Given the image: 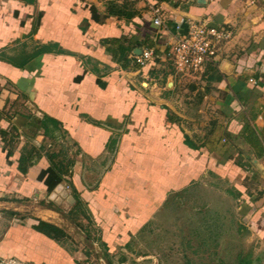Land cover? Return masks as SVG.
<instances>
[{"label":"crops","instance_id":"1","mask_svg":"<svg viewBox=\"0 0 264 264\" xmlns=\"http://www.w3.org/2000/svg\"><path fill=\"white\" fill-rule=\"evenodd\" d=\"M152 4L162 27L127 0H0V256L116 264L172 195L205 182L264 244V0ZM193 21L231 31L199 76L167 59ZM145 48L160 59L140 67ZM50 166L65 170L52 192L38 179Z\"/></svg>","mask_w":264,"mask_h":264},{"label":"rangeland","instance_id":"2","mask_svg":"<svg viewBox=\"0 0 264 264\" xmlns=\"http://www.w3.org/2000/svg\"><path fill=\"white\" fill-rule=\"evenodd\" d=\"M234 197L209 182L189 187L155 213L116 264H264V244L242 222ZM92 264H100L94 254ZM106 261V259H104ZM131 260V261H129ZM0 256V264H16Z\"/></svg>","mask_w":264,"mask_h":264},{"label":"built area","instance_id":"3","mask_svg":"<svg viewBox=\"0 0 264 264\" xmlns=\"http://www.w3.org/2000/svg\"><path fill=\"white\" fill-rule=\"evenodd\" d=\"M127 1L148 5L153 15V25L156 27L164 25L161 7L152 4V1L155 0ZM176 30L177 36L175 42L170 46L167 59L171 62L174 70L182 75H201L206 64L217 56L219 47L231 37V31L228 28L211 26L204 21L190 22L183 34H181V26H177ZM159 59L160 55L155 48H145L134 58L135 63L140 67ZM13 263L22 264L17 261H13Z\"/></svg>","mask_w":264,"mask_h":264},{"label":"trees","instance_id":"4","mask_svg":"<svg viewBox=\"0 0 264 264\" xmlns=\"http://www.w3.org/2000/svg\"><path fill=\"white\" fill-rule=\"evenodd\" d=\"M29 155H31V153H29ZM25 163H27V157H21L19 161V167L22 173H25L26 170L23 168ZM64 173H65L64 168H59L57 166L56 167L50 166L49 168L43 170L40 173L38 179L39 181L44 182V184L48 189V192H52L54 189H56V187H58L63 182ZM33 228L37 232L42 233L55 240H59L65 236L64 232L59 228L44 223L42 221H40L37 225L33 226Z\"/></svg>","mask_w":264,"mask_h":264}]
</instances>
